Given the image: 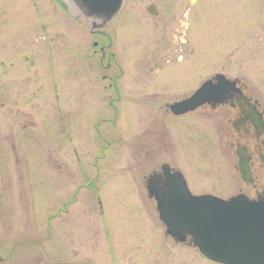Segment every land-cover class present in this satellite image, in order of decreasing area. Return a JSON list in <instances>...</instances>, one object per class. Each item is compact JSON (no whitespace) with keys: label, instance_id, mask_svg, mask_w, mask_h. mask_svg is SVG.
I'll return each instance as SVG.
<instances>
[{"label":"flooded vegetation","instance_id":"af4514ba","mask_svg":"<svg viewBox=\"0 0 264 264\" xmlns=\"http://www.w3.org/2000/svg\"><path fill=\"white\" fill-rule=\"evenodd\" d=\"M200 1L188 0L187 6L179 9V1L173 0L165 12L156 3H150L144 11L158 24L160 31L167 19L170 22L159 36L152 31L150 42L155 41L154 46L146 43L138 50L132 45V33L135 24L141 20L138 21V16L136 19L127 15L128 0L120 17L103 31H92L76 22L83 33L74 47L76 99L83 103L102 98L107 104L100 113L91 112L86 121L96 142L97 155L84 157L81 148L75 147V165L79 175L78 172L66 174L65 160L57 161L62 172L60 186L64 190L60 195L58 218L65 221L72 212L75 219L80 220L82 215L92 210L96 214L92 223L102 224V227L94 230L87 240L91 256L83 254V249L85 252L86 249L80 238L71 241L73 248L68 253L62 250L57 258L52 259L49 236L35 239L28 235L20 237L15 229L17 222H1L6 228L0 227V264H97L95 260L100 253L104 255L103 252L120 259L115 251L118 239L113 236V220L108 213L111 210L109 201L115 196L112 194L115 190L104 185L117 162L110 152L115 150L114 145L120 143L123 146L117 147V155L126 164L127 155L134 160L126 165L128 183H133L136 188L140 182L139 189H134V195L146 213L153 214V217L149 216L150 224L153 223L158 231L165 227L159 219L156 198L161 196L162 188L168 187V180L178 175L195 196L225 200L243 197L250 202L264 203V97L243 74L240 59L232 65L226 63L215 56L220 47L215 46L209 52L211 48L201 45L209 41L208 36L203 35L204 40L200 41L199 36L194 35L197 23L202 22V16L194 9ZM223 1L226 0L215 2ZM122 19L124 33L119 35L117 27ZM129 31L131 36L126 35ZM146 39L148 41V36ZM61 40L68 44L66 37ZM86 83L91 88L85 89ZM202 89L203 93L197 95ZM8 96L0 93V111L4 115L2 117H8L14 124L7 127L9 136L5 137V146L0 144V182L13 186L18 179L28 175L25 174L27 167L20 161L16 134L19 130L26 133L37 125L31 114L9 107L7 103H17L18 96ZM189 101L190 104L185 105ZM138 112L139 121H142L139 132L127 133L133 130L128 127L123 135L115 132L118 121L123 118L128 125ZM124 136L129 137L128 142H123ZM213 139L218 150H222L224 157L230 160L228 165L232 172L229 186L226 179L222 183L219 178L214 179L215 186H220L216 190L205 175L193 177L184 163L188 160L202 161L204 149L210 147ZM188 146L189 156L180 157L179 154ZM46 160L49 165L50 157ZM76 182L81 184L76 186ZM71 183L74 189L69 187L67 190L66 186ZM224 187L229 188L224 191ZM127 191H117L118 203L125 202ZM3 217L4 213L0 212V219ZM154 217L155 221L152 220ZM75 224V230H78L79 224ZM7 230H10V235L5 233ZM165 233L160 241L188 246L204 264H217L200 254L190 238L180 244ZM65 243L59 246H65ZM20 247L36 250V255L21 254ZM125 264L131 263L127 261Z\"/></svg>","mask_w":264,"mask_h":264},{"label":"rangeland","instance_id":"374dc122","mask_svg":"<svg viewBox=\"0 0 264 264\" xmlns=\"http://www.w3.org/2000/svg\"><path fill=\"white\" fill-rule=\"evenodd\" d=\"M178 1L179 9L187 6L188 0ZM215 1L202 0L194 8L202 16L194 35L199 36L200 41L204 40L203 35L208 36L209 41L201 45L211 48L209 52L215 46L220 47L216 50L219 53L213 55L226 63L232 65L240 59L243 74L264 97V3L261 0ZM61 2L0 0V93L8 94V97L18 96L17 103L9 102L8 106L31 114L37 125L26 133L19 130L16 134L20 161L27 167L25 174L28 175L18 179L13 186L0 182V212L4 213L0 227L6 228L1 222H17L15 229L20 237L28 235L35 239L49 236L52 259L57 258L62 250L68 253L73 248L71 241L80 238L86 249V252L83 249V254L91 256L87 240L94 230L102 227V224L98 226V223H92V217L96 216L92 210L82 215L80 220H76L72 212L67 215V220L63 221V218V222L58 218L60 195L64 190L60 186L62 172L57 161L65 160L68 167L66 174L78 172L79 175L80 171L75 165V147L81 148L84 157L97 155L96 142L86 121L91 112L100 113L107 104L102 98L83 103L76 99L74 47L83 33L75 18H69L72 13ZM150 3H156L165 12L170 9L173 0H128L127 15L136 19L138 16V21L141 20L135 24L132 33V45L137 50L147 44L154 46L155 41L150 42L152 31L159 36L170 22L167 19L164 31H160L158 24L144 11ZM117 28L119 35L124 33L123 19ZM126 35L131 36L130 31ZM145 36H148V41ZM62 37L68 39L67 45L62 42ZM84 88L89 89L91 85L86 83ZM81 103L82 110L79 108ZM135 106L138 107V104ZM2 116L0 111V144L5 146V137L9 136L7 127L14 122ZM124 120L118 121L115 132L122 134L126 127L133 129L127 133L140 131L142 121H139V112L128 125ZM203 138L206 139L205 136ZM128 139L124 136L123 142H128ZM213 142L214 139L210 147L204 149L202 161L188 160L184 163L185 169L193 177L205 175L216 190L220 186H215L217 183L214 179L219 178L221 183L226 179L229 186L232 172L228 165L230 160ZM120 144L114 145L115 150L110 152L117 162L109 181L104 184L110 190H115L112 193L115 196L109 201L111 210L108 213L113 220V236L118 239L115 251L120 259L103 252L105 254L100 253L95 260L97 264H125L127 261L131 264H204L188 246H176L159 240L164 237V230L158 231L153 223L150 224L149 216L153 217V214L146 213L134 195V189H139L140 182L135 188L133 183H128L126 173V165L134 160L127 155L126 164L117 155V147L123 146ZM185 148L187 150L183 149L180 157L189 156L190 147ZM48 157L51 159L49 165ZM135 168L137 174L138 169ZM80 184L76 182V186ZM69 187L74 189L72 183L66 186L67 190ZM228 188L224 187V191ZM126 189L125 202L118 203L117 191ZM152 220L155 221V217ZM75 222L79 224L78 230H75ZM5 233L11 234L10 230ZM63 243L65 246H59ZM18 250L27 255H36L37 252L21 247Z\"/></svg>","mask_w":264,"mask_h":264},{"label":"water","instance_id":"95a60500","mask_svg":"<svg viewBox=\"0 0 264 264\" xmlns=\"http://www.w3.org/2000/svg\"><path fill=\"white\" fill-rule=\"evenodd\" d=\"M93 31L104 30L120 15L125 0H61ZM166 193V192H165ZM167 232L223 264H264V210L243 198L222 201L192 196L183 180L169 186L159 199Z\"/></svg>","mask_w":264,"mask_h":264}]
</instances>
